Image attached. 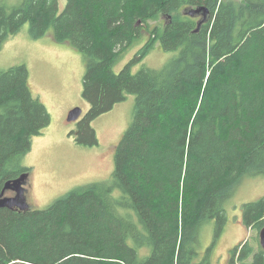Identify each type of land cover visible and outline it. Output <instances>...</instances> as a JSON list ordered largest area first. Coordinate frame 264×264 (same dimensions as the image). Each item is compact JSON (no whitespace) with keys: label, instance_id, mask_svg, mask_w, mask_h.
<instances>
[{"label":"trees","instance_id":"obj_1","mask_svg":"<svg viewBox=\"0 0 264 264\" xmlns=\"http://www.w3.org/2000/svg\"><path fill=\"white\" fill-rule=\"evenodd\" d=\"M64 1L0 0V51L29 25L33 40L52 30L83 56L90 109L70 132L77 145L98 144L92 122L131 95L132 122L108 181L43 210H0V264H211L203 230L214 223L216 242L237 188L264 178V0ZM202 7L206 18L191 16ZM157 48L171 55L164 66L134 73ZM29 82L26 65L0 71V195L31 172L23 161L51 122ZM241 217L256 235L228 264H264V196Z\"/></svg>","mask_w":264,"mask_h":264},{"label":"rangeland","instance_id":"obj_2","mask_svg":"<svg viewBox=\"0 0 264 264\" xmlns=\"http://www.w3.org/2000/svg\"><path fill=\"white\" fill-rule=\"evenodd\" d=\"M65 1L62 0L63 8ZM29 25L9 39L0 51V71L17 65H26L30 72V88L35 98L45 105L50 125L35 138L32 149L23 164L31 169L26 185V199L31 209H45L73 189L93 182L108 181L114 169V154L118 143L132 122L135 97L117 104L113 110L92 122L99 143L92 147L76 144L70 132L77 130L78 122H69L68 114L75 108L83 111L90 106L83 98L85 61L82 55L67 43H57L52 30L42 39L33 40ZM146 37L144 38L146 40ZM140 46L132 49L114 67L119 73L131 61ZM171 55L154 49L133 72L142 67L160 69ZM264 196V178H246L233 198L226 203L228 223L214 242V223L202 233L201 260L209 257L211 264H228L230 250L242 241L256 235L242 223V206ZM210 248L209 254L208 249Z\"/></svg>","mask_w":264,"mask_h":264},{"label":"water","instance_id":"obj_3","mask_svg":"<svg viewBox=\"0 0 264 264\" xmlns=\"http://www.w3.org/2000/svg\"><path fill=\"white\" fill-rule=\"evenodd\" d=\"M202 13L204 17L206 18L209 11L205 7L190 11L191 16L202 15ZM201 26H202V23H200L199 28H201ZM82 113H83L82 109H75L69 114V117L67 120L69 122H73V121L78 122L80 120L79 118L82 117ZM28 179H29V175L25 174V175H22L18 179L10 180L6 182L5 186H3L4 189L2 190V193L0 195V210L1 209H9V210L16 209V210L24 211V212L30 211V207L26 199L27 190L25 188V186L27 185ZM7 192H12L14 196L7 197L6 196ZM259 237H260L259 242L264 250V227L261 228Z\"/></svg>","mask_w":264,"mask_h":264},{"label":"bare ground","instance_id":"obj_4","mask_svg":"<svg viewBox=\"0 0 264 264\" xmlns=\"http://www.w3.org/2000/svg\"><path fill=\"white\" fill-rule=\"evenodd\" d=\"M75 109H80V108H75ZM75 109L71 110L70 113H71L72 111H74ZM70 113H69V114H70ZM69 114H68V117H69ZM73 122H74V121H73Z\"/></svg>","mask_w":264,"mask_h":264},{"label":"flooded vegetation","instance_id":"obj_5","mask_svg":"<svg viewBox=\"0 0 264 264\" xmlns=\"http://www.w3.org/2000/svg\"><path fill=\"white\" fill-rule=\"evenodd\" d=\"M9 194H7V195H12L13 193L12 192H8Z\"/></svg>","mask_w":264,"mask_h":264}]
</instances>
